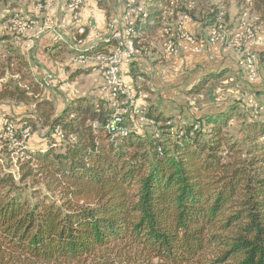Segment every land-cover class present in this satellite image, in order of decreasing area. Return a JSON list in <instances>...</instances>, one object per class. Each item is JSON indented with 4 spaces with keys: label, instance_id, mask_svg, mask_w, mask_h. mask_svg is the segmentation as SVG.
<instances>
[{
    "label": "trees",
    "instance_id": "trees-1",
    "mask_svg": "<svg viewBox=\"0 0 264 264\" xmlns=\"http://www.w3.org/2000/svg\"><path fill=\"white\" fill-rule=\"evenodd\" d=\"M249 1L256 13L264 10V0ZM168 5L144 1L145 17L134 26L141 44L163 26ZM211 9L204 27L221 13ZM101 43L90 45L100 51ZM221 70L204 71L187 94L199 93ZM22 78L25 87L0 89V100L40 94L41 81ZM43 107L52 104L38 99L36 109ZM259 108L264 114L263 103ZM230 109L147 139L108 132V101L66 102L49 121L45 147L21 152L18 181L0 166V264H122L133 252L162 264L193 262L207 252L203 264H264V121L250 120L239 144L226 130ZM144 116L168 128L155 105ZM28 178L43 189L23 190L18 182Z\"/></svg>",
    "mask_w": 264,
    "mask_h": 264
},
{
    "label": "rangeland",
    "instance_id": "rangeland-1",
    "mask_svg": "<svg viewBox=\"0 0 264 264\" xmlns=\"http://www.w3.org/2000/svg\"><path fill=\"white\" fill-rule=\"evenodd\" d=\"M87 1L89 0H83L80 6L78 14L79 24L81 9ZM93 1L95 3L107 4L109 7H107V18L104 31H102L104 34L99 36L95 32L92 36L93 38L103 37L112 32L110 28L111 19L115 17L121 19L123 10L127 4H130V0ZM133 1L137 2V0ZM144 1L138 0V2ZM190 1L192 3L188 6L187 2L182 0L183 4H180L177 10L186 13L187 19H183V23L188 27H186V30L192 34L196 33L197 28L198 31L205 28V35L207 34L210 25L204 27L202 22L206 13H211L212 7L219 8L221 13L219 14L218 22L222 23L227 29L236 27L242 14L245 13L246 15L243 17L247 24L251 25L258 33L264 34V10L259 11L260 14L256 13L252 7L253 2L249 0H246V5L242 6H239L236 0ZM257 2H261V0H257ZM250 3L251 5H249ZM67 4V0H0V89H5L4 87L6 89H14V87L21 89L22 85H25V82L23 81V84L18 82V78L14 74L21 71L22 77H26L29 72L28 69H20L18 66L19 62L16 61V58L14 59L15 54H8L4 51L5 45H8L6 43H9L11 39L17 38L18 40V38H23L26 42H29L45 26L51 25L52 29L58 31L61 38H68L71 41L70 34L69 36L67 34L62 36V32L67 31L68 27L73 26L75 28L77 23L69 15ZM63 5L64 8H62ZM254 6H256L255 3ZM180 7L183 10H180ZM115 8H119L120 11L118 13L115 12ZM259 10H262V8ZM189 12H191L190 15ZM223 14H226V19L222 17ZM177 18L178 16L175 15L168 17L166 20L172 24L178 20ZM13 20L15 22H27L29 26L24 32L20 33L14 28L13 24L15 22ZM83 27V35H85L86 28L85 26ZM118 28L120 30L123 29L121 20L118 23ZM48 30L53 32L50 29ZM157 42L158 44H162L163 38L158 37ZM72 43H75V38ZM85 43H87V40ZM142 43L141 53L134 59L136 61V71L130 72L131 69L129 67V74L126 75L123 71L125 66H123L120 74L121 80L137 105L141 107L143 105L146 107L149 104L155 105L158 111L168 117L169 122L167 123L168 126L163 124L164 127L168 128H160L162 126L161 123L154 124L151 121H145L144 115L135 114L129 110L124 120V125L128 128V131L147 139L161 132L164 134L172 133L173 135L179 127L187 123L196 122L202 115L233 107L234 109H230L232 117L227 122L226 130L228 135L232 137V140L241 144L246 139L245 136L248 132L247 123L252 119L264 121L263 111L260 108L258 109L259 103L264 104V45H252L250 47V51L254 55V68L253 73L250 75L246 72L242 63L244 53L239 51L230 41L215 46H205L198 53L179 54L155 60L153 58L157 56L155 55L156 42L154 40H146ZM35 44L34 42L33 48L30 47V49H34ZM73 44L72 49L74 47ZM29 52L32 54V51ZM38 54L39 57H43L42 53ZM52 55L50 56L53 57ZM184 56H188L190 59L186 60ZM10 62L11 64H9ZM57 62H66L68 65V67L66 66L67 70L74 68L78 64L75 52L73 54L63 52ZM90 62L88 61L87 64ZM155 64H157V67H154ZM89 69L90 75L77 84L85 89V97L82 99L86 98L95 104L98 101L107 103L110 93L104 86L101 73L92 66ZM206 69H225V72L219 78L208 80L199 93L187 94L186 89L193 82L202 78L201 74ZM59 73L61 71L54 70V68H50V70L45 69L39 78V81L42 83L40 97H45L51 102V110L46 109L48 107H43L40 110L36 109L38 98L29 95L25 96L24 99L13 97L0 100V166L2 170L12 173L17 181L19 180L18 163L23 162L21 152L24 149L35 150L45 147L50 137L47 135V133L49 134V121L59 114L65 98L68 95L76 93L75 87L68 89V95L66 96L61 93V85L63 83L57 82V78L55 82H52L55 75L58 77ZM74 82L77 83V79ZM46 111H48V116H50L49 119L46 118ZM6 119H11L18 125L27 120L30 122V124H27L29 136L20 145L15 144L13 140L1 137L3 134V124ZM18 184L26 192L31 188L43 189L42 184L37 179L33 181L32 178H28L23 182H18ZM133 253L131 256L127 254V258H120L119 261H123L122 264H138V262L143 264H162L156 259H151L150 262L142 261L143 258L137 252ZM211 255L212 253L207 252L203 257L196 259V261L185 264H203V261L211 257Z\"/></svg>",
    "mask_w": 264,
    "mask_h": 264
},
{
    "label": "built area",
    "instance_id": "built-area-1",
    "mask_svg": "<svg viewBox=\"0 0 264 264\" xmlns=\"http://www.w3.org/2000/svg\"><path fill=\"white\" fill-rule=\"evenodd\" d=\"M184 1L187 2L188 6L192 3L190 0ZM67 3L69 15L77 22L75 29L79 37L75 38L73 44V49L76 51V62L85 65L91 61L92 67L101 73L104 86L110 93L108 103L113 108V113L107 121L105 129L115 135H125L128 133V128L124 125V120L128 111L131 110L132 113L144 115L147 107L145 105L141 107L135 103L133 96L126 89L120 77L122 67H128L141 53V39L134 26L137 19L145 17L144 2L130 0V4H127L123 10L121 19L116 17L111 19L110 28L112 32L94 39L99 43L102 42L103 49L100 51L93 50L90 44L85 43L84 27L78 23L79 9L83 0H67ZM180 4H183L182 0H169V5L164 7L165 22L159 32V37L163 38V55L176 56L181 53H198L205 46H215L230 41L239 51L244 53L242 63L246 72L250 75L253 73L254 55L251 53L250 47L252 45H264V34L258 33L251 25L247 24L244 18L245 13L242 14L236 27L229 29L218 22L219 16L217 22L209 26L207 34L201 36L186 30L183 19H187V15L185 12L177 10ZM175 15L178 16V20L172 24L168 23L166 19ZM120 20L123 23L121 30L118 28ZM13 21L15 22V20ZM13 25L20 33L29 26L27 22L17 21ZM144 119L151 121L146 117ZM2 132V138L13 140L15 144L20 145L29 136V127L25 122L18 125L13 120L6 119ZM16 133L18 137L15 136ZM55 133L57 136L61 135L59 130H56Z\"/></svg>",
    "mask_w": 264,
    "mask_h": 264
},
{
    "label": "crops",
    "instance_id": "crops-1",
    "mask_svg": "<svg viewBox=\"0 0 264 264\" xmlns=\"http://www.w3.org/2000/svg\"><path fill=\"white\" fill-rule=\"evenodd\" d=\"M107 7H108L107 4L95 3L93 0H89L86 2V4L81 9L80 24H82L86 28L85 29L86 30L85 35H83V36H85L84 40L85 41L87 40L88 44H91L94 41L95 37L94 38L92 37L93 33L97 32L98 33L97 35H99V36L104 34V32H102V31H104V25H105L106 18H107L106 17L107 16ZM113 7H114V5H113ZM62 8H64V5ZM61 11H63V9H61ZM119 11H120L119 8L118 9L115 8V12L118 13ZM48 26L49 25L45 26L40 31V33H38V35H36V36L34 35V39L30 40L29 42H26V40H24L23 38H20V39L18 38V40H17V38L14 40L11 39L9 41V43H6L8 45H5L4 51H6L8 54H11L14 52L18 56H20V58L26 62L25 69L26 70L28 69V71H29L28 74H30V76L35 80H39V78L42 76L41 74L44 72L45 69L50 70V68H52V69L54 68V70L61 71V73H59L58 77H57V75H55L52 82H55L56 78H57V82L63 83L61 85V93L64 94V96L68 95V89L75 87V90H76V93H74L72 95H68L65 98V101L62 105V108H63L65 103L70 101L71 99L85 97V94H84L85 89H83L81 87V85L78 86L77 84L79 82H81L82 79H84L85 77H88L90 75L89 74V71H90L89 68L92 66V63L90 62L86 66L77 64V65H75L74 68L67 70L66 66L68 67V65L66 62H57V60L59 61V59L61 58V55L63 52L64 53H70V54L74 53L72 51V44H73L72 42H73L74 38L79 37V36L76 34L75 28L73 26L68 27L67 31L62 32V36L64 34H67V36H69V34H70L71 41L68 38H61L58 31H56L55 29H52L51 25L49 27ZM52 26H54V25H52ZM185 27H187V25H185ZM48 29L52 30L53 32L49 31ZM190 29L193 30L192 28H190ZM43 30H45V31H43ZM160 30H161V28L157 31L155 37H153V39L151 40V41L154 40L156 42L155 43V45H156L155 55H157V56H155L153 58V60L158 59V58L167 57V56L162 54V44H158V42H157ZM195 34L205 35V28H203L202 30H199V31L197 28ZM23 36H25V35H23ZM83 36H81V37H83ZM34 42L36 43L34 49H30V47L33 48ZM29 51H32V54ZM38 53H42L41 55H43V57H39ZM181 54L187 55V54H191V53H181ZM50 55H52L53 57H51ZM46 57H47V59H46ZM184 58H186V60L190 59V57H188V56H184ZM52 60H54V61L52 62ZM134 63L136 64V61H134ZM131 64H133V63H131ZM131 64L128 67H125L123 70L126 75L129 74V67L131 69L130 72H133ZM57 66L62 67V68H58ZM154 67H157V64H155ZM14 76L18 78V82L23 84V80H22L23 78L21 75V71L16 72L14 74ZM76 79L78 81L77 83L74 82ZM20 83H18V85H20ZM98 84L101 85V83H99V82H98ZM22 87H25V85L23 84ZM34 97L38 98V99H47L45 97L41 98L40 94L35 95Z\"/></svg>",
    "mask_w": 264,
    "mask_h": 264
}]
</instances>
